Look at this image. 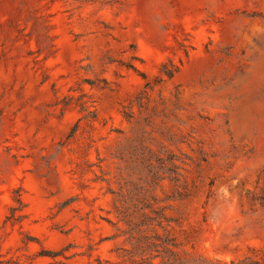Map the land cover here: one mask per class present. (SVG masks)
Returning a JSON list of instances; mask_svg holds the SVG:
<instances>
[{"label":"rangeland","instance_id":"rangeland-1","mask_svg":"<svg viewBox=\"0 0 264 264\" xmlns=\"http://www.w3.org/2000/svg\"><path fill=\"white\" fill-rule=\"evenodd\" d=\"M0 264H264V0H0Z\"/></svg>","mask_w":264,"mask_h":264},{"label":"trees","instance_id":"trees-1","mask_svg":"<svg viewBox=\"0 0 264 264\" xmlns=\"http://www.w3.org/2000/svg\"><path fill=\"white\" fill-rule=\"evenodd\" d=\"M19 201L20 202H23V199L20 197L19 198ZM54 256H57V255H59V254H61L59 251H53V253H52Z\"/></svg>","mask_w":264,"mask_h":264}]
</instances>
